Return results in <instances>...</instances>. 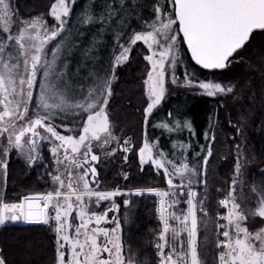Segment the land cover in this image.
Instances as JSON below:
<instances>
[{
	"label": "snow or ice",
	"instance_id": "1",
	"mask_svg": "<svg viewBox=\"0 0 264 264\" xmlns=\"http://www.w3.org/2000/svg\"><path fill=\"white\" fill-rule=\"evenodd\" d=\"M77 4L50 0L45 13L22 19L12 0H0V181L7 183L15 152L29 168L43 166L47 186L0 199V225L47 226L50 264H264V149L258 154L248 134L256 105L264 109V0ZM83 27L95 31L72 71L67 57ZM140 44L138 139L117 121L111 100L120 67ZM172 87L216 99L217 117L229 99L236 106L237 116L227 118L234 143L223 144L232 164L222 176L210 168L219 126L211 115L203 143L192 141V122L171 111L155 127L187 129L188 140L166 149L149 134ZM130 153L138 156L142 182L130 184V171L121 169L123 183L103 185L99 165L116 154L127 163ZM135 198L151 199L159 222L143 252L124 227ZM0 264H9L2 251Z\"/></svg>",
	"mask_w": 264,
	"mask_h": 264
},
{
	"label": "trees",
	"instance_id": "2",
	"mask_svg": "<svg viewBox=\"0 0 264 264\" xmlns=\"http://www.w3.org/2000/svg\"><path fill=\"white\" fill-rule=\"evenodd\" d=\"M17 14L27 19L31 16H38L46 12L50 6V0H15ZM140 44L131 53V59L126 66L119 70L118 80L114 82V97L111 100V111L122 127L129 132V135L136 133L139 139V123L141 121V85L144 75V49ZM206 104L202 110V117L210 114L212 119L218 123L214 129L218 137L215 148V158L212 166H215L217 173L222 176L229 170L232 158H223L226 151L223 148L227 141L225 135L229 136L234 129L227 122L225 109L221 106L218 110L214 99H204ZM206 113V114H205ZM205 114V115H204ZM198 127H203L200 124ZM119 134V129L116 130ZM200 132V130H198ZM263 148V147H262ZM261 148V149H262ZM261 151V150H260ZM116 158V156H114ZM106 160L99 166V174L103 185H110L120 181L119 165L115 158ZM210 165V167H211ZM128 171L131 173L130 184L140 183L141 173L138 167V159L135 153L129 155L127 162ZM16 170V171H15ZM15 172V177L13 173ZM44 173L42 165H37L27 170L19 160L9 163V177L5 198L8 201L15 199L18 195H25L31 191L47 190L46 181L41 179ZM151 175L155 177L156 173ZM147 179V176L144 177ZM137 200V210L129 215V223L126 224L125 231L134 241L139 242L140 251H144V245L150 240V230L153 229L154 204L151 199L135 198ZM0 250L9 260V264H50L53 255V245L49 239L51 233L47 231V226L35 224H5L0 225Z\"/></svg>",
	"mask_w": 264,
	"mask_h": 264
},
{
	"label": "rangeland",
	"instance_id": "3",
	"mask_svg": "<svg viewBox=\"0 0 264 264\" xmlns=\"http://www.w3.org/2000/svg\"><path fill=\"white\" fill-rule=\"evenodd\" d=\"M14 2L15 0H12L13 10L17 13V10L15 9V6H14ZM160 2L163 3V0H160ZM92 3H93V0H78L77 8H81V7L87 8ZM18 16L22 18L20 15ZM81 30L84 31L85 35L83 37H79L80 43H79L78 49L74 50L73 54L67 57L70 62V67L72 71L76 70L77 63L81 60V54H80L79 49H83L84 47H86L89 44V42L93 39V32L95 31V27H83L81 28ZM110 40H111V35L108 33H105L104 39L100 41V48H101V51H103V54L105 55V57L111 51ZM258 41H259V37H257V42ZM144 47L146 48V46ZM248 55L254 56L255 53L254 52L249 53ZM85 63H87V61H85ZM124 67L125 66H121L120 69ZM234 71H240V69H236ZM249 75H251V73H249ZM257 85H259L258 77H257ZM205 98L214 99L207 95L194 94L193 92L186 90L184 88H179V89L175 87L170 88L169 92L163 98L161 104L157 107V109L154 110V115L151 117L152 123L148 129L149 134L152 136L153 139H156L157 137H159V142L166 149H170L172 147V143H171L172 140H184V141L188 140L189 133L187 129H184L179 133L174 132V133L169 134L167 131H164L159 127H155V125L158 122L169 121L171 118L168 117V113L169 111H171L173 112L174 116L178 118L189 119L192 122L193 131L195 132V135L191 137L192 141L195 142L199 140L200 143H203L204 142L203 132H204L205 127L209 123V117H210V114H206V113H205L206 116L202 117L203 115L202 110L204 108V105L206 104V102H204ZM214 101L215 103L218 104V101L216 99H214ZM242 103H244L247 106L246 101H242ZM223 108L225 109L227 118L229 116V113H231V115L234 118L237 116L236 106L233 104L231 99L228 100V106L223 107ZM213 121H215V117H213ZM199 124L203 127H198ZM262 124H264V109H261L259 105L257 104L252 113L251 127L249 128L248 134L250 137V142L253 144L258 154L260 153V150L262 147H263L262 149H264V127H261ZM198 130H200V132ZM225 139H227V141L229 140L231 141L230 135L229 136L225 135ZM231 143H234V142H231ZM194 147H197L195 143H194ZM44 153L45 155H49L47 145L44 146ZM115 156L116 158L115 157L114 158L116 159V162L120 167L119 172H121V169H123L124 171H128L129 167L127 166V163L123 162V155L116 154ZM137 159H138V156H137ZM15 160H19V162L25 168H27V170L35 167L33 166L29 168L27 164L25 163L24 159L18 158L16 153L13 152L11 155L10 162L15 161ZM210 168H212L214 171H217L215 166L211 165ZM13 175L15 177V172L13 173ZM119 179L120 181H122L120 183H123L122 177H120ZM101 182H102V178H101ZM6 187H7V183L5 184L2 181H0V199H6L5 198ZM121 212L123 213V208L121 209ZM14 223L25 224L22 222H14ZM14 223L7 222L6 224H14ZM152 227L153 229H156L159 227L158 218L155 214H154V221H153Z\"/></svg>",
	"mask_w": 264,
	"mask_h": 264
},
{
	"label": "water",
	"instance_id": "4",
	"mask_svg": "<svg viewBox=\"0 0 264 264\" xmlns=\"http://www.w3.org/2000/svg\"><path fill=\"white\" fill-rule=\"evenodd\" d=\"M11 223H14V222H11Z\"/></svg>",
	"mask_w": 264,
	"mask_h": 264
}]
</instances>
